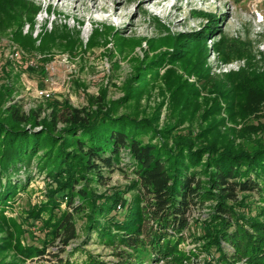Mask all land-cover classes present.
<instances>
[{"label":"trees","instance_id":"obj_1","mask_svg":"<svg viewBox=\"0 0 264 264\" xmlns=\"http://www.w3.org/2000/svg\"><path fill=\"white\" fill-rule=\"evenodd\" d=\"M38 11L39 7L26 0H0V31L5 33L14 25L15 34L22 39L23 23L33 25ZM208 15L214 19V15ZM177 48L173 47L169 59L160 58L157 67L150 65L147 73L153 78L137 79L139 85H148L151 80L156 85L159 68L173 66L181 59L182 52ZM238 54L252 57L243 49ZM162 80L173 88V104L185 98L184 108L191 105L189 111L199 101L201 90L189 85L174 67ZM226 81L231 90L222 97L232 123L237 118L247 120L264 104V72L231 74ZM223 87L227 85L220 87L225 92ZM142 92L130 89L121 103L115 102L110 108L100 99L95 109L65 105L43 119L41 109L26 113L17 102L0 108V264H27L47 255L53 246L58 253L66 252L79 239L77 215L86 220L84 243L92 232L96 233L99 240L115 248L117 264H184V259L198 258L202 253L211 257L212 264H264V136L247 148H237L231 141L220 146L217 138L223 120L213 122L207 130L210 134L204 137L176 136L174 147L153 143L158 137L168 141V131L159 134L150 120L120 114L118 109L123 102L138 100ZM6 95L0 93L3 104ZM217 111L212 113V120H216ZM212 134L213 141L199 144ZM148 136L149 141H145ZM125 153L134 165V179L126 192L134 191L136 195L123 205V220H119L113 213L125 193L99 195L91 186L106 187V174L121 166ZM34 160L38 171L53 181L47 199L31 207L21 221L8 218L7 210L26 190L14 179L22 169L29 172ZM28 177L25 181L29 182ZM254 197L263 205L260 210L250 202ZM66 198L68 208L63 210ZM207 201L215 202L207 221L212 234L204 238L200 253L180 256L179 246L185 241L190 213ZM34 230L44 236L35 238ZM26 236L39 245L24 242ZM9 255L12 261H6ZM56 264L79 263L60 258ZM82 264L108 263L90 255Z\"/></svg>","mask_w":264,"mask_h":264},{"label":"rangeland","instance_id":"obj_2","mask_svg":"<svg viewBox=\"0 0 264 264\" xmlns=\"http://www.w3.org/2000/svg\"><path fill=\"white\" fill-rule=\"evenodd\" d=\"M26 1L39 7V11L33 25L27 21L23 23L22 37L25 40L22 38L20 42L22 39L15 34L14 25L5 33L0 31V93L7 94L5 103L0 101V108L17 102L26 113L41 109L43 119L54 109L59 110L65 105L95 109L99 99L110 108L115 102L121 103L130 89L143 90L138 100L129 104L125 102L127 105L123 102L118 109L120 114L150 120L159 134L168 131V141L158 137L153 143L174 147L180 136L204 137L210 134L207 130L213 122L223 120L217 138L220 146L231 141L237 148H247L264 136V104L247 120L237 118L232 123L222 97L231 90L226 81L228 75L264 72V0H155L153 3L142 0ZM117 5V14H113ZM208 13L214 15V19ZM189 38L196 39V42L189 43ZM22 42L28 47H24ZM198 45L199 49L202 48L200 52ZM32 46L34 49L30 48ZM173 47L182 52L181 59L173 66L165 64L159 68L160 78L156 85H152V80L148 85H139L137 79L153 78L147 73L150 65L157 67L155 64L160 58L169 59ZM241 49L244 54L250 52L252 57H239ZM171 67L189 85L201 90L199 101L189 111L191 105L184 108L185 98L173 104V88L162 80ZM223 84L227 85V88L223 87L225 92L220 91ZM7 89L9 91L6 92ZM218 106L221 107L220 112L217 111ZM216 111V120H212V113ZM214 136L212 134L199 144H208L215 139ZM149 137L145 141H149ZM133 169L134 165L125 153L121 166L106 174L108 185L93 184L91 188L99 195L124 192L119 204L123 207L136 195L134 191L126 192L134 179ZM29 175V182L25 181ZM14 182L25 185L26 190L20 192L6 216L21 221L31 207L46 201L53 181L46 173L38 171L34 160L30 171L22 169ZM78 202L76 200V204ZM250 202L259 210L263 207L257 197ZM214 206L215 202L207 201L192 209L189 226L184 232L185 241L179 246L180 256L200 253L204 238L212 234L207 221ZM61 208H68L67 198ZM120 212L122 210L117 206L113 214L123 220L124 213ZM75 219L79 239L66 252L58 253V248L53 246L47 255L27 264H56L60 258H70L82 264L90 255L108 264H117L115 248L99 240L96 233L92 232L87 244L84 243L87 238L85 217L77 215ZM43 236L40 230L35 231V238ZM23 241L39 245L29 236ZM72 249L75 251L70 254ZM2 259L0 256V261ZM210 259L202 253L198 258L184 259L183 263L212 264ZM12 260L13 256L9 255L6 261Z\"/></svg>","mask_w":264,"mask_h":264},{"label":"bare ground","instance_id":"obj_3","mask_svg":"<svg viewBox=\"0 0 264 264\" xmlns=\"http://www.w3.org/2000/svg\"><path fill=\"white\" fill-rule=\"evenodd\" d=\"M143 2H147V3H153L155 0H142ZM96 7H98V4L96 5ZM118 5L114 8L113 10V14H117V9H118Z\"/></svg>","mask_w":264,"mask_h":264},{"label":"built area","instance_id":"obj_4","mask_svg":"<svg viewBox=\"0 0 264 264\" xmlns=\"http://www.w3.org/2000/svg\"><path fill=\"white\" fill-rule=\"evenodd\" d=\"M47 96H48V95H47ZM121 208H122L121 205H118V209L121 210Z\"/></svg>","mask_w":264,"mask_h":264}]
</instances>
